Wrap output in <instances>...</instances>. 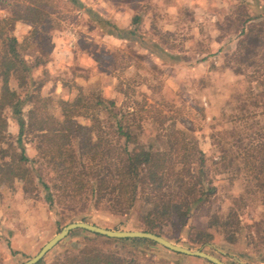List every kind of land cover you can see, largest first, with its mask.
I'll list each match as a JSON object with an SVG mask.
<instances>
[{"label":"rangeland","instance_id":"1","mask_svg":"<svg viewBox=\"0 0 264 264\" xmlns=\"http://www.w3.org/2000/svg\"><path fill=\"white\" fill-rule=\"evenodd\" d=\"M31 6L44 12L37 23L18 18L28 14ZM118 6L137 13L126 28L112 22L111 15ZM250 13L261 16L246 23L245 32L262 33L259 31H264V0H0V27L9 24L6 28H12L4 31L6 34L0 39V73L5 70L4 51L10 48L4 38L7 34L15 36L18 43L13 60L18 70L14 69L16 74L10 79V86L23 98L30 93L34 95L32 103L24 106L25 110L32 106L38 110V102L34 100L44 96L42 85L47 79L54 81L60 71L52 67L65 58L78 61L68 64L62 60L66 68L60 75L65 79L66 90L73 94L68 99L84 93L90 98L102 95L114 100L117 109L123 108L133 129L143 132L140 138L146 146L164 145L178 136L184 140L183 144L202 148L207 160L206 178L214 182L218 193L210 198L208 208L203 206L187 217L186 226L179 234L175 233V225L164 227L174 237L170 241L202 249L228 264H264V253L257 254L264 246L258 251L257 247L247 244L244 236L256 235L257 230L264 233V187L259 185L264 182V43L254 48L255 62L248 58L251 56L246 51L249 43L239 44L240 39L250 41L254 37L249 38L240 31L242 24L238 18L245 19ZM64 40L71 52L63 50L64 46L58 50L57 46ZM239 48V54L235 55ZM51 59L56 60L53 66ZM26 64L29 69L33 64L38 66L39 72L34 69L31 77L30 70L29 73L23 70ZM20 71L29 77L30 84L20 86ZM6 111L8 130L4 133L10 132L14 137L0 141L3 147L0 162L4 163L7 174L5 181H0V264H23L71 222L85 221L116 230H141L130 228L126 217L112 215L108 199L96 208L94 198L82 204L80 196H76L73 201L68 199L67 205L55 203L51 207L42 190L27 202L16 196V188L22 187L29 170H33L29 164L19 162L20 152L24 147L30 158L36 157L43 137L40 133L27 134L23 145L17 144L15 137L20 125L12 110ZM54 113L59 115L57 111ZM94 113L103 118L102 136H113L115 141L110 112L98 107ZM81 120L90 126L92 117ZM94 135L99 137L97 131ZM61 143L63 140L58 139V145ZM64 145L65 151L71 149L67 154L73 152L76 156V173L69 176L76 175L80 180L77 135L72 143ZM46 171L45 181L55 188L59 183L56 176L61 172L51 167ZM257 176L262 179L258 181ZM33 178L36 181L37 174ZM74 189L80 192L79 184ZM231 207L243 224L240 244L221 242L220 230H217L210 245L218 247L216 250L199 246L195 242L199 234L193 225L205 226L211 213L223 211L225 215ZM81 211L85 216L81 217ZM236 219L232 215L231 222L235 223ZM136 220L130 219L137 224ZM249 224L251 229L246 228ZM91 236L92 232L86 229L72 230L37 264L59 263L82 249L115 254L125 264L130 261L178 264L175 251L151 240L116 242L104 235L100 240H88Z\"/></svg>","mask_w":264,"mask_h":264},{"label":"trees","instance_id":"2","mask_svg":"<svg viewBox=\"0 0 264 264\" xmlns=\"http://www.w3.org/2000/svg\"><path fill=\"white\" fill-rule=\"evenodd\" d=\"M43 13L42 8L31 6L28 14H21L18 18H27L31 23H37L43 17ZM260 16V13H252L245 19L243 16H241L243 19L238 18L240 24H242L241 34L245 33L249 38L254 36L250 41L247 38L239 40V44L249 43L246 51L251 55L248 58L252 59V62H255L252 58L255 55L254 48L257 44L264 43V31H259L262 33L256 34L258 31L245 32L244 29L246 23L254 21ZM8 25L0 27V39L6 34L4 31H12V28H6ZM4 39L8 41L7 44L10 48L4 51L3 57L6 62L3 65L5 70L0 73L2 77V85L0 86V141L7 137L8 140L14 137L10 132L4 133L8 130V111H6L8 108L12 110L20 125L18 135L15 137L17 144L23 145V139L27 134L40 133L43 137L38 145L36 157L30 158L23 147L18 159L19 162H25L33 167V170H29L28 176L25 177L26 181L22 185L28 195L32 194L30 197H37L42 190L44 191L45 200L51 207L55 203H66L67 205V200L73 201L76 196H80L82 204L94 198L96 208L104 199H108L112 205V215L126 217L130 228L153 232L169 240L174 239V237L169 235L164 227L175 225L177 229L175 233L179 234L186 226L187 217L193 211H200L204 207H209L211 203L209 200L217 195L218 188L214 182L206 178L207 160L203 149L194 145L189 147L187 143L183 144L184 140H180L182 137L179 139L178 136L175 141L171 139L165 142L164 145L157 146L150 143L146 146L140 138L143 132L140 131V133L133 129L126 113L122 110L123 108L117 109L114 100L107 99L102 95L90 98V95H84V93L68 100L60 96L56 99L42 96L41 99L34 100L38 102H36L39 105L38 110L36 106L25 110L24 106H29L32 103L31 100L34 95L30 93L26 98H23L17 89L10 86V79L15 76L13 74H16L14 69L18 70V65L13 60V56L17 55L15 45L18 40L15 36L8 34ZM239 52L240 48L235 55H238ZM24 69L28 73L30 70V76L32 77L34 76V69L38 70L39 68L33 64L29 69L26 64L23 67ZM23 72L20 71V74H18V79H22L20 86L30 84L29 77L23 75ZM47 106L52 110L46 109ZM98 107L101 110L110 112L109 119L112 117L115 125L112 128L113 135L116 138L115 141H113V136L109 138L102 136L103 118L98 113H94L95 108ZM54 111L59 112V115H56ZM91 117L90 126L81 120V118L90 119ZM95 131L99 134L98 138H95ZM175 132L179 133L178 131ZM76 135L80 143V180L77 179L76 175L69 176L76 173V156L73 152L67 154L71 149L65 151L66 145H64L72 143ZM58 139L63 140L64 144L58 145ZM2 150L3 147H0V151ZM9 162L5 163L8 164ZM3 167L4 163L0 162L1 182L2 180L5 181L7 177ZM50 167L61 172L56 176L59 183L55 185V188L49 181L44 179L47 172L46 168ZM260 171L263 170L260 169ZM35 174H37L36 181L33 178ZM64 174L67 176H64ZM261 179V176H257L258 181ZM78 184L80 192L76 193L74 187ZM259 185L264 187V182H260ZM57 197L58 199H56ZM216 212L214 211L207 217L205 226H200L198 223L193 225V228H197L199 234V240L195 242L199 243V246H210L216 231L220 230L221 242L239 245L243 237V224L238 214L236 215L234 212V208L231 207L225 215L223 211L222 213ZM232 215L237 218L235 223L231 222ZM83 216L85 215L81 217ZM133 218L137 219V224L130 221ZM247 227L251 229L250 224ZM92 234L93 236L87 237L88 240H100L103 236L95 232H92ZM263 234L260 233V230H257L256 235L247 233L244 236L248 239L247 244L257 247L260 251L264 246ZM255 238H260L262 241L254 240ZM107 239L131 243H145L149 240L142 237L112 238L108 236ZM151 241L153 244H159L156 241ZM195 242L193 241V243ZM210 247L214 250L218 248L214 245ZM263 253L264 250L257 254L262 255ZM175 254L178 264L183 262L180 258L184 259L188 256L198 259L204 264H215L204 257L182 252H176ZM42 261L43 259L39 263H42ZM129 263L135 264L133 261ZM189 263L199 264L196 262ZM56 264L125 263L115 254H106L98 249H87V252H85L82 249L79 253L67 255Z\"/></svg>","mask_w":264,"mask_h":264},{"label":"water","instance_id":"3","mask_svg":"<svg viewBox=\"0 0 264 264\" xmlns=\"http://www.w3.org/2000/svg\"><path fill=\"white\" fill-rule=\"evenodd\" d=\"M86 229L95 233H100L104 236L112 237V238H132V237H142L149 240H153L158 242L159 244L173 250L176 252H182L189 255H196L200 257H204L215 264H228L224 262L219 257L210 254L202 249H192L185 246H181L173 243L169 239L158 235L153 232L143 231V230H116L111 228L102 227L93 223L85 222V221H76L71 222L61 229L59 233H57L53 238H51L42 248L41 250L32 258L25 261L23 264H37L40 260L44 258V256L54 248L62 239L67 237V235L75 229Z\"/></svg>","mask_w":264,"mask_h":264},{"label":"crops","instance_id":"4","mask_svg":"<svg viewBox=\"0 0 264 264\" xmlns=\"http://www.w3.org/2000/svg\"><path fill=\"white\" fill-rule=\"evenodd\" d=\"M122 7V5H121ZM118 6V9H116L113 14L111 15V18H112V22H114L115 24H117L119 27H126L128 25H130L132 23V20H133V17L137 14L136 12L132 11L129 12L128 9H124L121 8ZM66 40L63 41V44L62 45H59L57 46L58 47V50L60 49H63V46H64V49L63 50H66L68 52H71L69 49V45L67 44L68 42H65ZM54 50H56V52L59 53V51H57V49L55 48ZM75 51V49H74ZM53 53H55V51H53ZM56 56H59V55H56ZM61 58V57H60ZM59 58V59H60ZM76 58V56H75ZM74 58V60H75ZM65 63H68V64H77L78 61H70L69 59H66L65 58H61ZM52 61L50 62V64H52L53 66V62L56 61V60H53L51 59ZM58 60V59H57ZM60 60V63L57 61V64H56V67H51L52 68H56L58 71H60L58 73V76H56L54 78V81L50 82L48 79L44 82L45 84L42 85V94L44 96H60L61 98H69L70 96H73V94H71V91H67L66 90V82H65V79H63L61 77V72L64 71V69L66 68L65 65H63V61ZM77 60V58H76ZM62 61V62H61ZM39 72V69L36 70ZM63 74V73H62ZM16 191L17 194L16 196H20L21 199H27V201H29L31 198L30 196L24 191L23 187H18L16 188ZM29 199V200H28ZM50 216V214H49ZM181 260H183L182 264L187 262H192V263H199L200 264V261H198V259H195V258H192V257H186L184 259L180 258ZM244 264V263H243Z\"/></svg>","mask_w":264,"mask_h":264}]
</instances>
